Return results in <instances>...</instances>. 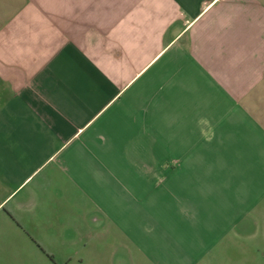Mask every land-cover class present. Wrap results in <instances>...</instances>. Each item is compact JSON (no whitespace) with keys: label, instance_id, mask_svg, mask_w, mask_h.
<instances>
[{"label":"crops","instance_id":"0c3cea01","mask_svg":"<svg viewBox=\"0 0 264 264\" xmlns=\"http://www.w3.org/2000/svg\"><path fill=\"white\" fill-rule=\"evenodd\" d=\"M0 264H264V0H0Z\"/></svg>","mask_w":264,"mask_h":264}]
</instances>
